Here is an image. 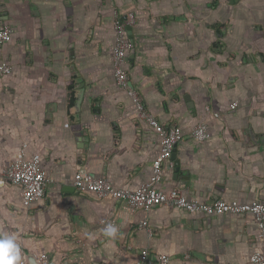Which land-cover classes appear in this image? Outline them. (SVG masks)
Returning a JSON list of instances; mask_svg holds the SVG:
<instances>
[{
  "label": "crops",
  "instance_id": "obj_1",
  "mask_svg": "<svg viewBox=\"0 0 264 264\" xmlns=\"http://www.w3.org/2000/svg\"><path fill=\"white\" fill-rule=\"evenodd\" d=\"M129 12V82L158 122L182 131L179 167L164 163L157 186L200 201L264 199V0H0V20L12 29L0 44V62L11 67L0 75V172L22 148L40 155L50 179L28 207L18 186H0V233L17 235L27 264L40 254L48 264H135L144 248L169 264H252L261 242L250 213L131 211L72 185L77 168L115 188L152 176L157 137L112 72L113 23L125 24ZM72 77L74 101L83 82L77 111L68 107ZM200 121L210 137L199 142L190 131ZM105 217L119 228L114 242L103 235Z\"/></svg>",
  "mask_w": 264,
  "mask_h": 264
},
{
  "label": "built area",
  "instance_id": "obj_2",
  "mask_svg": "<svg viewBox=\"0 0 264 264\" xmlns=\"http://www.w3.org/2000/svg\"><path fill=\"white\" fill-rule=\"evenodd\" d=\"M134 13L129 12L126 18V25L134 23ZM118 19L113 23L114 41L112 46V72L119 86L125 89L135 110L136 118L145 121L155 132L159 144V153L152 163V176L149 181L142 183L135 189L115 188L104 177L95 176L83 168H77L72 185L82 194H88L96 199L106 195L125 202L131 211H147L153 206H166L177 208L188 213L213 215V214H245L253 215L257 232L255 237L261 242V247L253 251L249 256L252 264H264V199L253 202H238L236 200L226 201L221 198H214L210 201H200L188 199L178 188L168 190L157 186L162 177L163 164L173 166L171 159L172 151L177 142L182 137L180 126L163 125L157 121L156 117L150 113L139 92L129 87V77L127 69V54L130 50V43L127 38L126 25ZM11 27L0 20V44L8 42L11 38ZM11 71L10 65L6 61L0 62V75L8 74ZM206 112H210L209 106H204ZM214 117L218 113L213 112ZM191 137L196 141H204L210 137L206 124L202 121L197 122L190 131ZM50 179L40 163V155L33 153L25 156L24 150L20 148L14 156L7 161L0 172V186L11 183L20 188V197L23 206L28 207L32 202L41 200L45 195L46 187ZM113 221L109 217L101 218L99 223L104 226ZM139 229H145L147 236H152V230L148 226L146 219L138 222ZM189 257V255H185ZM38 264H48V256L40 254L37 256ZM169 264V257L158 255L153 257L144 248L140 251L139 258L135 264ZM24 264H27L24 260Z\"/></svg>",
  "mask_w": 264,
  "mask_h": 264
},
{
  "label": "clouds",
  "instance_id": "obj_3",
  "mask_svg": "<svg viewBox=\"0 0 264 264\" xmlns=\"http://www.w3.org/2000/svg\"><path fill=\"white\" fill-rule=\"evenodd\" d=\"M119 228L113 223H108L103 228V235L108 242H114ZM18 237L14 233H0V264H24L21 246L17 242Z\"/></svg>",
  "mask_w": 264,
  "mask_h": 264
},
{
  "label": "water",
  "instance_id": "obj_4",
  "mask_svg": "<svg viewBox=\"0 0 264 264\" xmlns=\"http://www.w3.org/2000/svg\"><path fill=\"white\" fill-rule=\"evenodd\" d=\"M126 33H127V38L128 41L130 43V50H129V61H133L134 59V55H135V49H134V43H133V36H132V31H131V26L130 25H126ZM77 81L79 82L76 85V89L77 91L75 92V101H74V105H73V110L77 111L79 109V105L82 101L83 98V82H82V78H78ZM129 87H132L131 82H129ZM185 101L187 103L188 108L193 111L194 110V106H193V102L190 100L188 95L184 96ZM171 159L173 160V164L175 166V168L177 169L179 167V160L175 157V147L172 151L171 154Z\"/></svg>",
  "mask_w": 264,
  "mask_h": 264
},
{
  "label": "trees",
  "instance_id": "obj_5",
  "mask_svg": "<svg viewBox=\"0 0 264 264\" xmlns=\"http://www.w3.org/2000/svg\"><path fill=\"white\" fill-rule=\"evenodd\" d=\"M218 27L219 26H217V25H215L214 26V28H215V31L217 32V34H219L220 33V31L218 30ZM220 42H214L213 43V45H212V47H216L218 44H219ZM220 46H222V44L220 43ZM214 48H211V49H214ZM73 81H74V77H72V83L69 85V96H68V107L70 108L71 106H72V104H73V102H74V89H73Z\"/></svg>",
  "mask_w": 264,
  "mask_h": 264
}]
</instances>
